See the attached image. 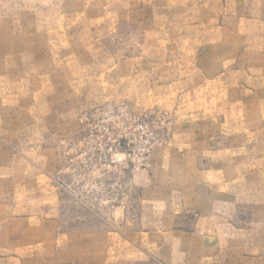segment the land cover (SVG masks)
Wrapping results in <instances>:
<instances>
[{
  "label": "rangeland",
  "instance_id": "rangeland-1",
  "mask_svg": "<svg viewBox=\"0 0 264 264\" xmlns=\"http://www.w3.org/2000/svg\"><path fill=\"white\" fill-rule=\"evenodd\" d=\"M0 264H264V0H0Z\"/></svg>",
  "mask_w": 264,
  "mask_h": 264
}]
</instances>
